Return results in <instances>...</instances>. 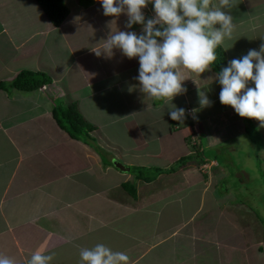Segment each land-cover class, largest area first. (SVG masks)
I'll use <instances>...</instances> for the list:
<instances>
[{"label": "crops", "instance_id": "obj_1", "mask_svg": "<svg viewBox=\"0 0 264 264\" xmlns=\"http://www.w3.org/2000/svg\"><path fill=\"white\" fill-rule=\"evenodd\" d=\"M83 3L84 8L72 4L56 27L36 0H0V83L7 85L0 87V249L15 256L17 264H27L37 251L55 253L51 264H79L80 249L97 243L125 252L129 264H264V207L241 204L228 190L230 184L247 189L249 182L259 181L256 175L264 177L261 167L256 173L257 161L250 160L258 148L254 126L260 122L242 118L231 106L221 104L219 72L213 66L201 74L181 69L187 91L173 99L143 94L135 79L138 58L128 59L119 49H113L110 57L92 51L101 49L111 29L140 34L142 25L128 29L125 14L105 16L99 0ZM236 3L230 13L235 30L220 45L226 65L264 43V0ZM258 4H262L259 9ZM153 9L150 3L143 12ZM61 51L66 62L61 63L66 66L63 76L57 74L55 57ZM21 70L42 72L51 82L31 91L17 90L10 82ZM249 86L254 87L251 82ZM203 90L211 102L206 107L199 103L198 93ZM127 91H139L142 97L137 101L145 97L141 116L128 119L143 127L146 110L152 116L144 130L128 128V143L122 139V143L95 147L73 139L51 113L55 99L75 102L80 115L94 126L90 134L95 140L100 134L96 112L104 115L101 106H110L103 101L113 100L116 107L119 101L122 105L136 102L124 94ZM99 95L102 100H95ZM81 98L97 105L80 107ZM173 105L192 109L189 115L185 112L183 123L170 118ZM87 110L95 116L85 115ZM132 110L126 113L134 114ZM118 114L111 117L114 122ZM45 115L50 119L41 117ZM53 132L67 134V150L60 153L62 145L55 142L53 150L58 152L46 157L44 164L43 157L36 163L34 158L43 154ZM133 132L142 135L141 143L131 137ZM115 134L118 137L121 131ZM21 141H31L34 150L23 149ZM221 148L227 149V170L214 154H206ZM182 157H189L185 166L171 173L161 171L149 182L133 181L130 169L121 171L112 162L165 169ZM218 166L217 178L211 173ZM219 180L230 199L227 202L216 199ZM124 182L135 183V198L123 188Z\"/></svg>", "mask_w": 264, "mask_h": 264}, {"label": "clouds", "instance_id": "obj_2", "mask_svg": "<svg viewBox=\"0 0 264 264\" xmlns=\"http://www.w3.org/2000/svg\"><path fill=\"white\" fill-rule=\"evenodd\" d=\"M105 16H127L125 27L142 25L141 33L135 31L109 32L99 50H92L97 56L108 57L113 49H119L128 59L138 58L140 91L148 97L172 99L187 91L183 87L181 69L192 73H204L217 61L216 49L225 37H231L235 30L231 9L236 0H99ZM154 9L144 15L148 4ZM154 11L152 18L150 14ZM219 25L220 27H215ZM221 85L219 100L222 105L231 106L242 118L255 119L264 127V43L259 50L249 49L246 55L232 59L217 75ZM254 87H250L249 83ZM201 107L210 105L206 92L199 91ZM189 108V107H188ZM169 109L174 121L183 123L187 109ZM191 109V108H190ZM192 112V109H191ZM190 112V113H191ZM194 133L191 127L190 134ZM55 256L33 253L27 264H51ZM79 264H129L125 252L116 251L103 243L91 248H81ZM0 264H17L16 260L0 254Z\"/></svg>", "mask_w": 264, "mask_h": 264}, {"label": "rangeland", "instance_id": "obj_3", "mask_svg": "<svg viewBox=\"0 0 264 264\" xmlns=\"http://www.w3.org/2000/svg\"><path fill=\"white\" fill-rule=\"evenodd\" d=\"M64 2L66 4V6L69 8V10H71L70 7L72 6V4L73 5L75 4V5H77L79 7H83V8L85 6V4L83 3L84 0H64ZM257 6H258V9H259V7L262 6V4H258ZM250 10L251 11H256V8L255 7H250ZM13 11L14 10H13V8L11 6L10 13H12ZM144 15L146 16L148 14L144 13ZM43 20H44V18L42 16V21ZM45 21L46 20H44V22ZM104 22H105V20H103V23ZM239 31H240V29H239ZM64 53H65L64 51H61V52L58 53V55L55 56L57 58L56 59L57 60L56 61L57 62V67L58 68L60 67V70H59V72L57 74L59 75L61 73L62 76H63V74L66 71V66L64 65V64H66V62L64 60L65 59V57H64L65 54ZM75 54H77V53H75ZM79 59H81L82 61H85V59L83 57H80ZM62 62L64 64H61ZM65 82H66V79L63 77L61 79V84L63 85V87H64ZM52 85H55V82H52ZM62 85H61V88H63ZM79 94H80L79 92L76 93V96H78ZM124 94L127 97H133L136 102L131 100L130 102H126L125 104L122 105L121 102L119 101V106L116 107V105L114 106L113 100H111V101L110 100H107V101L104 100L103 103L109 102L110 106L106 107V108L101 106L104 115H100V113L96 112L97 119H94V121L97 120L96 123L98 124L97 127L99 128V133L100 134H99V136L97 134L95 140L93 139V141H91L92 142L91 146L97 147L98 144H108V143H110L112 145V143L115 144L116 142L122 143V139H124V141L126 143H128L127 142L128 141V137L127 136H129V135L126 134V133L129 132V131L126 132L128 130V128L140 126V125H137V124H133V121L131 119H128V117H130L131 115H133L135 117V115H137V114L139 116H141L142 111L140 112V110H141V106H142V103L144 102L145 97L141 101H137L138 99H140L142 97V95H141V93L139 91H137V92H128L127 91V93H124ZM54 98H56V97H54ZM102 98H103V96L99 95L95 100L101 101ZM56 101L61 102L62 100L60 98H58ZM61 103L65 104L64 102H61ZM93 104L97 105V103L95 101H93L91 103L90 100L89 101H85V100L83 101L82 98L79 101L80 107H85V106H88V105L94 106ZM129 110H132L134 114L126 113V112H129ZM117 112L119 114L116 115L117 116L116 117V122H114L113 121L114 119H111V117H115V114H117ZM152 112H154V110ZM83 113L85 115L87 114V115H90V116H93V117L95 116L94 115V111L87 110L86 113L84 111H83ZM145 113L146 114L143 115L145 117V121L142 120L143 123H144L143 127L140 126V128H142V130L145 129L144 127H146V126H148L149 124L152 123V116H150V114H149V112L147 110H146ZM41 117L50 119V115H45V116H41ZM122 118H126V119L122 123H120V120ZM119 123H120V125H119ZM190 126L192 128L194 127V125H190ZM254 128H255V137H256V140L258 142V144H257L258 148H256V151H255L253 157L250 158V160L253 159L254 163L257 161V163H256L257 164V169H255V170H257L256 173L258 174V167H261L262 168L261 170L264 171V127H260V126H256L255 127L254 126ZM118 130L121 131V134L117 137L115 132L118 131ZM112 131H113V133H112ZM129 133H131V132H129ZM131 137L133 139H135L136 141H138V143H141V141H140L141 138L140 137H142V135L140 136L139 133L133 132V134H131ZM61 141H62V144H60ZM80 141L84 142V143H88V142H85L83 140H80ZM55 142L59 143L58 145H62V146H60L61 147L60 153L64 152V149L67 148V145L69 143L67 134L66 133L64 134L63 132H60V133L53 132L52 139L47 141V144H46L47 147L44 150L43 154L42 155H37L34 158L36 163H39L41 161L40 159L43 157L42 158L43 159L42 163L44 164L46 157H52V156H54V153L58 152V148H55V150H53V147L56 145ZM70 144L72 145V143H70ZM31 145H33L31 143V141H27V142L21 141L20 142V146L23 149L27 148V149L33 151L34 149L30 147ZM150 146H152V144L149 145V147ZM96 149L97 150H95V151H99L98 154L104 155L102 152H100L102 149L101 150H98L99 148H96ZM104 151L106 152V150H104ZM168 152L169 151H167V153ZM206 154L208 156H213V154H214V157L217 158V162L220 164V166L226 167V170H227V165H224V164H227V149L221 148L217 152H216V150H214V151L213 150H208V151H206ZM236 154L238 155V153H236ZM241 155H243V154L241 153ZM133 158L136 159L137 156L136 157L134 156V157H131V158L125 157V158H123V160L126 162V161H129V159H133ZM231 158H233L235 163L238 160L237 157H235V153H233L231 155ZM77 159H80V157H78ZM186 162H187V160H186ZM169 166H171V165H169ZM169 166H167V167H169ZM220 166L214 167L212 169L213 173H211V174L215 175L217 178H218V175H216V174L219 172ZM229 166L232 167L230 162H229ZM128 167L130 169L129 170L130 174H132L133 172L131 170H132L133 166H128ZM147 167H152V166H148L147 165ZM154 169L155 168L149 169L147 171V173L150 174ZM261 170H260V172H261ZM214 173H216V174H214ZM256 176H257L259 181L256 180V181L249 182L248 185H246L247 189H244L245 187L241 189V188H239V186L238 187L237 186L234 187V185L230 184V188H228V190H229V193H233V196H234L235 200L236 201H240L241 204H245V205H248V206L253 205V206H257L258 208H260V207H264V197H262V195H261V191L264 189L263 184H262V179L264 180V177L259 176V175H256ZM224 179L225 180L223 181V183L226 184V185H224V187L227 188V175L224 177ZM221 180H223V179H221ZM217 185H218V187L216 186V188H215V194L217 196L216 199L217 200H222L224 202H227V200L229 201L230 199H229V197H226L227 193L225 192V188L223 190V187H222L223 184H221L220 180L217 181ZM83 191L84 190L81 189V192H83ZM246 192H250L251 195H248ZM89 194H90L89 191H87V195H89ZM263 217H264V215H263ZM12 249L14 250V247H12L11 250ZM0 253H3L4 255H7V256L12 257V258L15 257L13 255H10L9 252L5 253V251L1 250V249H0ZM13 254H14V251H13Z\"/></svg>", "mask_w": 264, "mask_h": 264}, {"label": "trees", "instance_id": "obj_4", "mask_svg": "<svg viewBox=\"0 0 264 264\" xmlns=\"http://www.w3.org/2000/svg\"><path fill=\"white\" fill-rule=\"evenodd\" d=\"M36 1L42 8L52 25L56 27L60 26L69 14V8L66 6L64 0ZM216 53L218 59L212 66L220 73V71L228 65H226L225 63V54L220 46L217 47ZM50 82V78L42 72L21 70L10 82V86L16 88L17 90L31 91L34 89H38ZM5 84V82H1L0 87L3 89L6 88L7 85ZM56 100L57 99H55V101L53 100L51 113L57 124L62 129H64L71 138L76 140H83L92 144L91 141H93V138L90 133L94 130V126L86 121L82 115H80L77 104L75 102L63 104ZM188 158L189 157H182L173 165L165 169H154L150 173L151 175L147 173V171L149 170L148 168L133 166L131 170L133 172L132 174L134 175L133 181L136 179H142L145 180V182H149L152 178H155V175H157L161 171L164 173L174 172L179 167L185 166L187 163L186 160ZM122 186L134 198L137 196L136 186L134 182H124Z\"/></svg>", "mask_w": 264, "mask_h": 264}, {"label": "water", "instance_id": "obj_5", "mask_svg": "<svg viewBox=\"0 0 264 264\" xmlns=\"http://www.w3.org/2000/svg\"><path fill=\"white\" fill-rule=\"evenodd\" d=\"M112 162H113V165L121 171L126 172L129 170V167L125 166L124 164L120 163L119 161H117L115 159Z\"/></svg>", "mask_w": 264, "mask_h": 264}, {"label": "built area", "instance_id": "obj_6", "mask_svg": "<svg viewBox=\"0 0 264 264\" xmlns=\"http://www.w3.org/2000/svg\"><path fill=\"white\" fill-rule=\"evenodd\" d=\"M155 15V13H154V11L150 14V17L149 18H152L153 16ZM187 112L190 114V112H191V109L190 108H188L187 109Z\"/></svg>", "mask_w": 264, "mask_h": 264}]
</instances>
